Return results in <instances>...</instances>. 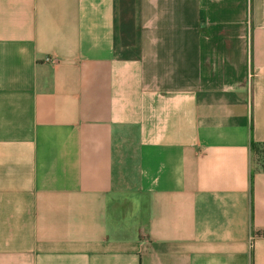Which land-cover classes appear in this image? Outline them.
<instances>
[{"label": "crops", "instance_id": "obj_1", "mask_svg": "<svg viewBox=\"0 0 264 264\" xmlns=\"http://www.w3.org/2000/svg\"><path fill=\"white\" fill-rule=\"evenodd\" d=\"M252 139L264 0H0V264H264Z\"/></svg>", "mask_w": 264, "mask_h": 264}, {"label": "trees", "instance_id": "obj_2", "mask_svg": "<svg viewBox=\"0 0 264 264\" xmlns=\"http://www.w3.org/2000/svg\"><path fill=\"white\" fill-rule=\"evenodd\" d=\"M251 149L253 152L254 162L258 168L264 170V141L251 140Z\"/></svg>", "mask_w": 264, "mask_h": 264}, {"label": "built area", "instance_id": "obj_3", "mask_svg": "<svg viewBox=\"0 0 264 264\" xmlns=\"http://www.w3.org/2000/svg\"><path fill=\"white\" fill-rule=\"evenodd\" d=\"M47 60H49V58H46Z\"/></svg>", "mask_w": 264, "mask_h": 264}]
</instances>
